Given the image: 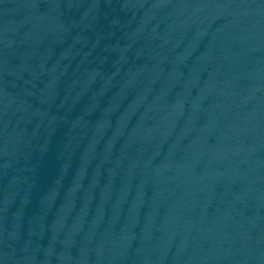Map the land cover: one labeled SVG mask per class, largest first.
Here are the masks:
<instances>
[{"label": "water", "instance_id": "water-1", "mask_svg": "<svg viewBox=\"0 0 264 264\" xmlns=\"http://www.w3.org/2000/svg\"><path fill=\"white\" fill-rule=\"evenodd\" d=\"M253 0H0V264H245Z\"/></svg>", "mask_w": 264, "mask_h": 264}]
</instances>
